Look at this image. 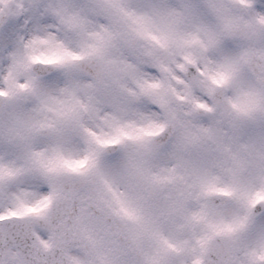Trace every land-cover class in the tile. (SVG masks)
Masks as SVG:
<instances>
[{
  "label": "snow or ice",
  "instance_id": "obj_1",
  "mask_svg": "<svg viewBox=\"0 0 264 264\" xmlns=\"http://www.w3.org/2000/svg\"><path fill=\"white\" fill-rule=\"evenodd\" d=\"M207 3L222 31L198 25L205 39L190 33L186 43L198 40L201 48H208L221 35H240L249 41L205 73L203 87L213 103L193 99L195 107L206 111L223 106L226 128L197 125L188 139L214 141L227 178L218 183L221 177L207 169L181 173L176 165L151 168L127 154L101 169L98 160L104 146L122 138L142 141L164 125L151 120L144 125L109 122L111 132L79 125V109L87 110V105L75 96V83L61 88L62 96L52 98L54 104L38 107L40 115L24 113L16 106L18 91H32L35 77L19 82L18 74L27 72L32 61L65 65L83 53L60 41L54 42L50 54L29 51L21 56L12 51L3 77L7 87H0L4 98L0 107L8 109L0 115V264H21L13 251L17 243L33 251H51L59 264H264V230L246 232L251 209L264 200V132L252 130L264 120V44L258 43L264 39V13L255 11L258 5L251 0L238 4L248 16L234 12L223 0ZM100 7L116 10L141 25L156 17L161 35L140 34L161 45L175 39L176 24L193 14L188 5L183 10L153 8L151 14L126 8L119 0H103ZM51 10L70 25L82 23L77 13L66 12L64 6ZM42 14L37 0H15L8 17L0 16V27L9 18L19 20L20 25L29 20L38 25ZM90 35L104 42L111 34ZM46 39L33 36L24 41V47L35 49ZM98 46L93 43L88 48L96 51ZM184 59L194 63L187 54ZM145 86L156 88L158 82H145L141 88ZM221 88H231L232 94L217 99ZM42 133L52 141L37 148L35 140ZM81 133L89 147L75 154L68 141ZM145 150L150 149L145 145ZM253 181L258 186L250 190ZM210 194L235 197L246 211L225 216L207 198Z\"/></svg>",
  "mask_w": 264,
  "mask_h": 264
},
{
  "label": "clouds",
  "instance_id": "obj_2",
  "mask_svg": "<svg viewBox=\"0 0 264 264\" xmlns=\"http://www.w3.org/2000/svg\"><path fill=\"white\" fill-rule=\"evenodd\" d=\"M37 2L43 13L38 25L31 20L20 25L19 20L9 18L10 22L0 27V87H7L3 77L8 72L11 63L9 53L12 51L21 56L29 51L50 54L55 47L54 42L60 41L65 47L82 52L83 55L65 65L44 60L30 62L27 72L18 74L19 82L28 80L30 76L35 77L32 91H18L16 106L20 111L40 115L36 112L38 107L54 104L52 98L62 96L60 89L75 83V96L87 105V110L79 109V125L98 132H111L109 122L144 125L151 120L164 125L158 133L144 137L142 141L122 138L116 144L104 146L98 160L101 169L115 164L127 154L151 168L176 165L177 171L181 173L207 169L221 177L218 183L227 178L220 164L222 154L216 143L206 138L196 141L188 139L191 132L196 131L197 125L226 128L221 117L223 106L217 104L213 111H206L195 107L193 99L213 103L203 87L207 82L205 73L222 57L237 52L249 41L240 35H221L219 42L208 48H201L198 40L186 43L185 40L191 39L190 33L196 34L200 40L205 39L198 25H206L216 32L222 31L221 22L209 9L207 0H119L126 8L149 14L153 8L183 10L185 5L190 6L193 14L185 16L176 24V38L169 39L164 45L150 36L140 34L151 32L161 35L162 25L156 17L150 23L141 25L116 10H103L100 7L103 0ZM223 2L232 7L234 12L249 15L238 7L239 0ZM251 2L258 5L255 11L264 13V0ZM61 6L66 12L77 13L82 23L70 25L65 18L51 10ZM13 7L15 0H0V16L8 17V11ZM90 33L111 35L106 41L100 42ZM33 36L49 39L38 42L35 49H26L24 41ZM93 43L99 45L96 51L88 48ZM258 43L264 44V39ZM186 54L194 63L184 59ZM181 64L183 68L178 67ZM198 69H204V72ZM248 76L251 78L250 73ZM152 81H157L158 87L141 88L145 82ZM231 94V88H221L217 90L216 97L220 99ZM3 99L0 97V101ZM7 110V107H0V115H5ZM41 111L44 109L41 108ZM47 115L51 116L52 112L47 111ZM252 130L264 132V120ZM51 141L50 135L42 133L36 138L35 147L44 148ZM145 145L150 150H145ZM68 146L75 154H82L89 147L82 133L73 134ZM257 186L253 181L249 188L255 190ZM207 198L222 209L225 216L242 215L246 211L242 202L235 197L210 194ZM261 230H264V200L253 206L246 227L247 233ZM13 251L18 254L21 264H59L51 251H33L18 243Z\"/></svg>",
  "mask_w": 264,
  "mask_h": 264
}]
</instances>
